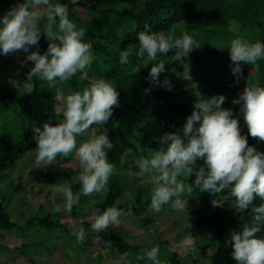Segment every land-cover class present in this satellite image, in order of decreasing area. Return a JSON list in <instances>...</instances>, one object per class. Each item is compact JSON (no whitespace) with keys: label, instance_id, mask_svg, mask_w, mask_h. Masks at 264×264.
Masks as SVG:
<instances>
[{"label":"clouds","instance_id":"clouds-1","mask_svg":"<svg viewBox=\"0 0 264 264\" xmlns=\"http://www.w3.org/2000/svg\"><path fill=\"white\" fill-rule=\"evenodd\" d=\"M41 33L49 41L47 49L43 54L29 51L38 45ZM85 35V29L69 18L67 6L59 0L55 3L17 0L0 15V55L25 53V60L34 65L27 74L28 80L36 77L46 82L49 89L56 88L55 100L63 117L55 125L31 124L37 145L33 167L43 169L54 164L57 157L74 155L79 162V174L72 176L70 183L53 184L52 191L62 196L63 211L67 214L79 204L81 197L89 198L85 211L91 213L92 222L88 230L100 233L110 226L117 229L123 218L131 214V209L126 213L113 205L101 210L91 198L106 191L109 178L115 172L107 155L113 143L106 133L97 134L96 129L112 116L114 107L119 105V93L112 81L89 76V69L98 58L92 43L84 39ZM137 42L135 58L139 64L147 67L153 62L148 74L150 83L169 91L171 81L167 77L159 80L160 74L166 71L165 60L160 57L174 50L173 59L180 60L201 47L196 30L185 29L177 36L171 31H149L147 25L145 31L137 34ZM217 48L228 49L231 72L237 81L242 78L241 62L254 65L264 60V41L259 39L250 41L236 36L227 46ZM131 62L129 50H120L119 64ZM77 75L80 81H88L87 86L65 95L57 85ZM191 87L198 99L181 131L153 137L159 146L147 157L137 155L131 147L124 148L120 162L131 161L137 169L136 175L152 185L149 209L157 213L165 205L174 211L187 212L193 187L182 178L194 175L192 184L200 193L227 192L231 208L241 219L245 213L251 216L229 234L226 243L232 247L231 258L235 264H264V236L257 235L264 229V203H253L257 198L264 201V152L248 144V136L264 142V86L248 79L243 92L232 100L233 104L240 105L247 135L241 134L232 109L222 107L226 99L223 94L200 99L197 86L192 84ZM85 133H88L87 138L78 141ZM197 160H203L199 168ZM72 185H79V190L74 193ZM212 204L216 205V199ZM55 210L60 212L61 208ZM86 231L83 225L73 226L72 236L78 244L84 242ZM188 241L191 244V237ZM191 250L196 251L194 247ZM136 259L144 260L145 264H162L159 245L152 246ZM120 260L122 264H129L128 254L124 253Z\"/></svg>","mask_w":264,"mask_h":264},{"label":"trees","instance_id":"trees-1","mask_svg":"<svg viewBox=\"0 0 264 264\" xmlns=\"http://www.w3.org/2000/svg\"><path fill=\"white\" fill-rule=\"evenodd\" d=\"M52 2L55 3L57 0H52ZM59 2L67 6L69 18L78 27L85 29L84 39L92 43L93 51L97 55L98 59L89 69V76L92 78L103 77L112 81L119 93V105L114 107L110 119L96 129L97 134L106 133L112 141L113 147L119 150H124L126 147H131L134 151L143 149L147 156L159 146L153 137H160L166 132H180L186 122V117L191 114L194 104L173 100L169 98L168 93L171 95L176 90H186L190 93L189 91L192 90L190 79L182 75L187 71L186 65H191L197 60V57L194 52H191V58L187 56L180 60H174V50L170 51L167 56H161L160 59L165 60V74L171 75V70L174 69L182 75L175 74L179 75L178 85L172 87L170 91L157 84H151L148 74L153 62H150L147 67H142L135 58V52L138 50L137 34L145 31L146 25L149 31L165 30L179 36L185 29L189 32L193 30L198 32L200 29L207 28L211 23H219L228 27L230 22H235L237 32L248 29L256 33L254 41L258 39L264 41V0H105L102 4L87 3L83 0H59ZM16 3L17 0H0V15H3ZM48 43L45 34L41 33L38 45L32 46L29 51H39L43 54ZM124 49L130 52L132 62L128 65L119 64V52ZM243 64L242 71L246 68L247 74L251 76V81L254 77L260 86H264V60H260L254 65ZM33 66L31 62L25 76L28 77L27 74ZM211 71L210 73L201 72V74L204 73L209 77ZM3 72L8 78L12 70L8 65H5ZM5 77L0 75V174L11 169L12 163L19 159L21 154L36 149V141L30 139L33 135L32 123L38 126L47 116L52 119L63 118L55 100L56 88L49 89L46 82L33 77L29 79L31 87L27 95L21 96L22 85L16 84L13 85L10 95L7 96ZM240 82L241 79H239V84ZM87 84V80L80 81L77 75L70 81L58 84L57 87L66 95L70 90H82ZM239 84L231 85L228 92L231 94L240 93L238 88L241 86ZM188 86V90L181 89V87ZM146 89L148 91H145ZM222 107L232 109L233 115L239 121L241 134L247 135L248 129L243 114L240 112V105L225 99ZM14 123L17 125L16 129L11 127ZM87 136L88 133H85L79 139H86ZM248 144L255 146L258 151L264 152V142L259 141L258 138L248 136ZM107 155L109 161L114 162L115 172L109 178L106 191L91 197L96 200L95 207L103 210L115 205L126 213L131 209V214L127 216L133 217L137 222L148 224L147 219L149 218L143 216L141 209L149 206L150 200L143 205H136L135 202V198L143 195L144 189H141L143 184L140 185L141 181L137 176H129L123 172V168L126 167L121 165L111 149L108 150ZM72 157V155L65 158L57 157L56 162L58 164L68 163ZM78 174L79 172L76 170L57 171L54 180L56 183H70L71 177ZM194 178L193 175L185 180L187 185L193 187L194 208H192L191 215L194 219L186 227L184 234L197 239L205 234L208 226L215 227L216 250L213 254L209 253L212 256L208 263L206 261L204 264H235L231 258L232 247L226 241L229 234L233 230H238L243 223L251 219V216L245 213L244 218L241 219L240 214L231 208V197L227 192L216 195H209L207 192L200 193L192 184ZM141 180L142 182L146 181L143 177ZM137 185L140 187L136 188ZM72 190L74 193L78 191L79 185H72ZM131 191L133 198H125L126 194ZM56 194L58 195V193ZM54 195L52 186H50L46 192L47 203L42 204L37 213L30 216L24 224L12 220V214L7 208L4 195L0 201V229L19 231L23 228L34 227L37 232L43 229L49 231L58 228L64 229L66 223L60 220L59 216L63 218H68L69 215L78 216L81 211L85 210L89 199L81 197L79 204L74 205L72 212L67 214L63 210L57 212L47 209V205L56 204L57 196L54 197ZM214 199H216V205L212 204ZM221 199H224V202L218 204ZM253 203L259 205L264 201L257 198ZM128 235L129 231L127 230L116 234L105 231L95 233L92 236L94 240L87 238L84 241V246L91 245V242L96 240L100 245H107L121 255L124 253L129 255L131 252L139 250L140 246L132 245L127 238ZM257 235L264 236V229ZM203 243L198 246L202 254L209 249V244ZM168 244L167 241L158 243L160 248H165ZM20 246L21 244L18 245L19 249H21ZM30 246H35V244L30 243ZM56 252H58V248L49 251L48 255L54 257ZM60 258L63 261L67 260L62 255ZM71 258L72 260H67L70 264H78L73 256ZM181 258L177 252H173L170 264H187ZM200 259L198 257L192 259L191 262L198 263ZM135 262L145 264L144 260L136 258ZM89 263L92 262L89 260Z\"/></svg>","mask_w":264,"mask_h":264},{"label":"rangeland","instance_id":"rangeland-1","mask_svg":"<svg viewBox=\"0 0 264 264\" xmlns=\"http://www.w3.org/2000/svg\"><path fill=\"white\" fill-rule=\"evenodd\" d=\"M83 1L102 4L105 0ZM226 27L227 26L220 25L219 23H211L207 28L200 29L198 33L201 40V47L193 49L192 51L195 53L197 60L192 62L191 65H186L185 68L187 71H185L183 75L172 69L171 75H167L163 72L159 77L161 79L167 77L171 81L172 87L178 85L179 75L175 74H180L190 79V85L195 84L197 86V90L200 96H202L200 99L218 94H223L229 101L238 98L239 94L243 92L247 80H251V76L247 74L248 72L245 68L244 71H242V75H244L239 84V81H237L236 77H234L231 72V61L228 49H219L217 47L227 46L231 39L236 36H243L250 41H254L256 33L248 29L237 32L238 29L235 22H230L228 24V27L231 29ZM25 57L26 54L23 52L0 55V75L5 77V72H3V67L5 65H8L12 70L8 78L5 77V85L8 90L7 96L10 95L13 85L16 84L22 85L21 96L27 95L30 90L31 84L28 77L25 76V73L29 70L31 62L26 61ZM188 57L191 58V53H189ZM243 65L242 63V67ZM210 70H212L211 75L209 77L205 76L204 73H210ZM189 71H193V73ZM201 72L204 73L201 74ZM252 82L257 83L254 77ZM238 84L241 86V88H238L240 93L231 94L228 92L231 85L237 86ZM188 88L189 86L181 87V89L187 90ZM189 92L190 93L186 90H176L172 92L171 95L168 93V95L169 98L173 100L194 104L198 97L194 94L193 89ZM59 120L62 119H52L50 116H47L38 126H42L45 122L55 125ZM11 127L16 129L17 125L14 123ZM30 139L34 140L33 135ZM79 140L81 139L78 138V141ZM111 151H113L114 156L120 161V156L124 150L113 147ZM135 151H137V155L147 156L146 151L143 149ZM34 156V149L29 150L26 154H21L19 159L13 162L14 165L12 163L11 169L0 174V201L5 195L6 204L8 205L7 208L12 214V220L20 224H24L30 216L37 213L38 208L42 204L47 203L46 192L50 186L56 184L54 179L57 171L76 170L80 172L79 162L74 155H72L73 157L68 163L58 164L55 161L54 164L43 169H35L33 167ZM121 165L126 167L123 168L124 173L129 176H137V169L131 161L123 164L121 163ZM202 165L203 160H197L196 167L199 168ZM137 178L141 181L140 185L143 184L141 185V189H144V191L141 197L135 198V202L136 205H143L146 201L150 200L152 185L147 181L142 182V177L137 176ZM188 178L189 177L182 179L187 180ZM138 187L140 186L137 185L136 188ZM131 195L132 191L127 193L125 198L132 199L133 196ZM55 196H57L56 204L52 206L47 205V209L55 210L57 207H60L61 210H63V200L60 194L57 195L55 193L54 197ZM222 202H224V199H221L218 204ZM193 205L194 201L192 194L188 199L187 212L174 211L169 205H165L162 207L161 211L157 213L150 210L149 206H147L141 209V213L143 216L149 218L147 219L148 224L137 222L133 217L126 215L123 218L122 224L117 229H113L110 226L105 232L116 234L120 233L122 230L129 231L127 238L130 243L134 246H140L139 250L131 252L128 255L129 264H137L135 258L143 255V253L152 246L158 245L160 241H167L169 243L165 248L159 247L162 264H170V258L173 252H177L180 258L182 257L181 259L187 264H204L206 261L208 263L212 256L209 253L212 252L213 254L216 250V229L213 226H208L204 235L197 239L191 238V244L189 243L188 238L191 236H187L184 233L186 227L194 219L191 215L192 208H194ZM90 216L91 213L85 210L81 211L78 216L69 215L68 218L59 216L60 220L65 221L66 229L58 228L53 231L43 229L37 232L34 227L23 228L19 231H5L0 229V264H70L68 261L69 259L72 260V256L76 259L78 264H90L89 260L92 262L91 264H122L120 260L122 255L107 245H100L98 241L95 240L93 243L91 242V245L87 244L85 247L84 242L79 244L76 242L75 238L72 236V229L73 226L78 227L80 225H83L85 230H87L85 240L87 238L94 240L92 236L96 232L88 230L92 222L89 219ZM203 242L209 244V249L204 254H202L198 248V246L204 244ZM30 243H34L35 246H30ZM20 244L21 249L18 248ZM23 244L25 248H27L26 250ZM192 247L196 249L195 252L191 250ZM55 248H58V252L55 253L54 257L49 256L48 252H51V250ZM61 255L66 257L68 261L66 259L63 261L60 258ZM198 257L201 258L198 263L191 262L192 259Z\"/></svg>","mask_w":264,"mask_h":264}]
</instances>
